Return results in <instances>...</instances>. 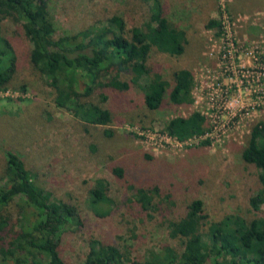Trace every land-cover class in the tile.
Instances as JSON below:
<instances>
[{
	"label": "rangeland",
	"instance_id": "1",
	"mask_svg": "<svg viewBox=\"0 0 264 264\" xmlns=\"http://www.w3.org/2000/svg\"><path fill=\"white\" fill-rule=\"evenodd\" d=\"M168 1L172 20L188 33L187 51L176 57L153 50L148 65L172 85L177 69H192V100L178 106L167 95L161 108L151 110L143 98L149 82L144 77L124 93L107 90V101L91 98L109 107L110 124H87L74 109L57 107L54 89L31 62L33 44L22 21L13 16L3 21L0 35L13 43L18 70L10 86L0 91V175L6 169V150L15 151L53 201L79 208L80 220L60 248L69 263L86 258L93 238L125 246L140 260L167 244L180 250L167 220L180 219L198 198L210 221L230 215L264 217V205L260 211L250 206L264 171L241 155L264 119V76L258 83L253 72L246 73L250 80L243 76L251 63L264 61V0ZM50 11L57 38L78 37L83 30L107 24L114 14L123 15L129 27L149 16L142 0H51ZM210 18L221 20L223 30L207 28ZM193 111L206 116L207 133L184 142L169 136L167 123ZM107 130L114 133L109 136ZM257 136L264 143V132ZM117 164L125 168L123 180L111 170ZM154 186L160 191L150 216L135 193ZM97 187L113 199L111 210L97 213L92 208Z\"/></svg>",
	"mask_w": 264,
	"mask_h": 264
},
{
	"label": "trees",
	"instance_id": "2",
	"mask_svg": "<svg viewBox=\"0 0 264 264\" xmlns=\"http://www.w3.org/2000/svg\"><path fill=\"white\" fill-rule=\"evenodd\" d=\"M142 1L149 7V16L139 25L129 27L123 15L114 14L107 24L83 30L78 37L57 38L51 0H0V32L7 16L22 21L33 44L31 62L54 89L55 105L74 109L87 124H110L113 116L109 107L91 98L98 95L107 101V90L124 93L144 77L149 82L143 88V98L151 110L161 108L167 95L178 106L192 100V69H177L172 85L148 65L153 50L184 55L189 44L187 31L172 20L168 0ZM206 27L223 30L217 18H210ZM17 70L16 49L10 39L0 35V91L10 86ZM208 129L207 118L200 111L173 117L166 126L167 133L181 142L202 136ZM258 131L264 132V119L256 124L241 155L264 171V143ZM106 133L110 136L114 131ZM111 170L118 179H125L122 165H113ZM259 181L260 189L250 197L254 211L264 205V172ZM159 191L157 186L139 187L135 193L136 201L150 216ZM113 203L104 187L94 189V211L111 210ZM79 220L76 205L53 201L52 193L38 184L37 174L29 170L24 158L6 150V169L0 175V264H76L67 262L60 248L70 227ZM167 221L180 250L167 244L140 260L125 246L93 238L86 258L78 264H264V217L248 220L230 215L210 221L203 200L198 198L180 219Z\"/></svg>",
	"mask_w": 264,
	"mask_h": 264
},
{
	"label": "built area",
	"instance_id": "3",
	"mask_svg": "<svg viewBox=\"0 0 264 264\" xmlns=\"http://www.w3.org/2000/svg\"><path fill=\"white\" fill-rule=\"evenodd\" d=\"M228 54H230V53H228ZM249 68H251V70H247V71H245V73L243 74V76L244 77H246L248 80H250L249 78H250V76H248V74H246V73H248L249 71L250 72H253L255 75H254V77H256L257 78V80H256V82L258 83V81H260L261 80V77L262 76H264V61L263 62H261V64L260 65H256L255 64V62H253V63H251V66H248ZM244 69V68H243ZM242 72H244L243 70H242ZM253 75V74H252ZM263 93H264V91H262ZM261 93V92H260ZM262 97H264V95H262ZM253 107H254V105H253ZM201 112V111H200ZM207 133V132H206ZM169 135V134H168ZM170 136V135H169ZM203 136V135H202ZM172 137V136H171ZM199 137V136H198ZM172 138H174V137H172ZM194 138V137H193ZM176 139V138H175ZM191 139V138H190ZM179 141V140H178ZM181 142V141H180Z\"/></svg>",
	"mask_w": 264,
	"mask_h": 264
}]
</instances>
